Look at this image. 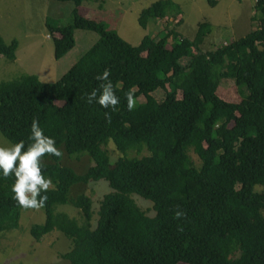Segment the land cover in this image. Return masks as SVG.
<instances>
[{"label":"trees","instance_id":"1","mask_svg":"<svg viewBox=\"0 0 264 264\" xmlns=\"http://www.w3.org/2000/svg\"><path fill=\"white\" fill-rule=\"evenodd\" d=\"M48 1L74 5L70 24L46 22L55 60L74 48L75 31L98 38L57 82L27 75L0 83L4 138L27 146L37 120L62 153L42 158L51 187L39 207L44 221L29 229L30 237L39 242L53 231L62 234L70 241L61 255L69 264H264V191H256L264 188V0H254V31L205 52L207 22L197 25L192 39L163 30L132 46L105 23L79 14L84 0ZM180 15L179 5L157 0L141 10L137 23L142 29L170 17L179 23ZM17 47L16 40L7 44L0 37V56L14 60ZM106 69L119 98L115 110L87 102ZM222 80L234 82L239 102L218 96ZM130 91L136 100L131 111ZM142 150L148 155L128 157ZM82 156L91 164L82 174L64 164L65 157ZM99 181L110 192L94 217L91 199L70 192ZM12 183L11 175L0 177V234L17 230L21 213L32 209L13 199ZM131 195L148 201L153 215ZM59 206L76 209L79 217L57 212Z\"/></svg>","mask_w":264,"mask_h":264},{"label":"rangeland","instance_id":"2","mask_svg":"<svg viewBox=\"0 0 264 264\" xmlns=\"http://www.w3.org/2000/svg\"><path fill=\"white\" fill-rule=\"evenodd\" d=\"M157 0H84L79 7L83 17L105 23L114 30L125 42L137 46L145 35L157 36L163 30H173L180 36L192 39L197 31V25L207 22L211 25V33L206 36L201 51H210L219 44L244 36L257 28L251 20L254 0H214L211 6L208 0H170L180 6L181 15L177 22L175 18L150 21L146 29L138 26L137 20L141 10ZM74 5L70 2L61 3L48 0H0V37L5 43L16 40L18 43L15 59L10 61L0 56V83L11 81L22 76L35 75L41 82H57L76 60L97 40L94 33L75 31L74 48L60 60L53 57V45L46 27L47 21H53L57 26L71 23V12ZM171 42V40H169ZM218 96L225 102L237 103L240 95L231 80L219 83ZM154 97L161 99L163 93L158 90ZM139 103L145 99L140 97ZM11 143L0 133V146ZM106 149L112 159L117 158L113 143L109 141ZM148 153L131 152L130 158H141ZM194 165H200L192 149L188 151ZM87 156L64 158V164L77 174L84 173L90 164ZM91 165V164H90ZM89 165V166H90ZM257 192L264 188L257 187ZM110 192L103 182H93L88 185H76L71 188L70 197L79 194L88 196L92 201L94 217L98 210V201ZM136 205L148 216L153 215L151 204L137 195H131ZM57 212L65 213L70 218L77 219L78 211L70 206H59ZM93 217V218H94ZM44 213L41 209L24 210L21 213L17 230L0 234V260L3 264H69L62 254L69 251L70 241L57 231L44 236L39 242L29 235V229L36 224H42Z\"/></svg>","mask_w":264,"mask_h":264},{"label":"clouds","instance_id":"3","mask_svg":"<svg viewBox=\"0 0 264 264\" xmlns=\"http://www.w3.org/2000/svg\"><path fill=\"white\" fill-rule=\"evenodd\" d=\"M109 75L106 69L96 77L101 83L88 94L87 102H95L102 108L115 110L119 98L113 90ZM126 101L131 111L136 104L131 91L126 94ZM28 139L30 143L27 146L24 141L0 146V177L7 178L11 175L13 183L10 190L13 199L23 208L35 209L44 206L47 201L46 193L51 187L50 180L42 173V158H59L62 153L57 149L55 140L44 133L37 120L31 122ZM0 264H3V260H0Z\"/></svg>","mask_w":264,"mask_h":264}]
</instances>
